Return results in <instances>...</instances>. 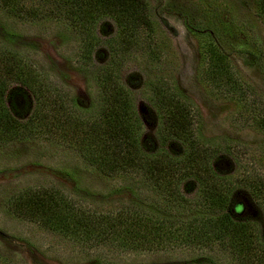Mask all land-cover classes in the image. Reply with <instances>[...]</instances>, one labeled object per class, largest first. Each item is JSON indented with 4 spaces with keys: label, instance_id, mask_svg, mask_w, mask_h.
Here are the masks:
<instances>
[{
    "label": "rangeland",
    "instance_id": "rangeland-1",
    "mask_svg": "<svg viewBox=\"0 0 264 264\" xmlns=\"http://www.w3.org/2000/svg\"><path fill=\"white\" fill-rule=\"evenodd\" d=\"M22 2L24 14L19 17L0 7V50L18 53L69 101L95 112L99 107L95 75L113 64L133 99L148 153L166 151L180 159L185 145L162 137L153 91L172 86L199 112L194 133L217 149L215 167L233 183L234 196L247 205L242 218L258 223L264 243V204L246 187L253 176L264 182V17L258 0H145L153 38L148 40L143 31L129 49L119 46V30L108 15L84 35L57 2ZM86 39L93 43L89 52L83 47ZM214 47L226 58L234 86H240L242 94L204 78L208 49ZM33 108V103L28 105L26 115ZM140 178L105 176L75 149L50 139H17L1 145V258L9 264H192L202 251L122 250L110 243L74 240L16 216L8 205L18 193L50 188L87 213L123 210L165 218L154 186ZM180 188L188 197L197 195L192 182H183ZM174 211L167 215L179 229L189 216ZM207 255L216 264H229L228 254L217 248Z\"/></svg>",
    "mask_w": 264,
    "mask_h": 264
},
{
    "label": "trees",
    "instance_id": "trees-1",
    "mask_svg": "<svg viewBox=\"0 0 264 264\" xmlns=\"http://www.w3.org/2000/svg\"><path fill=\"white\" fill-rule=\"evenodd\" d=\"M53 1L69 12L80 34H91L100 17H112L119 30V46L123 48L129 49L143 31L148 40L154 33L145 0ZM22 3V0H0V7L19 17L24 14ZM258 7L264 17V0H258ZM84 42V50L89 52L92 39ZM207 54L204 78L222 82V88L231 87L242 94L243 89L234 86L224 55L216 47L208 49ZM95 84L97 112L91 106L79 107L69 101L18 53L0 50V146L17 139H50L75 149L105 176L137 174L152 183L166 217L153 219L145 212L123 210L87 213L50 188L29 189L14 195L8 204L12 212L87 243H110L122 250L148 252L176 248L202 251L192 264H216L207 254L217 248L228 254L229 264H264L262 230L256 221L242 218L246 216L247 205L234 196L233 183L215 167L219 160L217 149L194 133L200 117L195 106L172 86L154 88L162 137L182 141L185 151L180 159L166 151L150 154L141 142L142 123L131 94L113 64L99 68ZM31 103L33 112L26 115ZM252 178L246 187L264 204V182L259 176ZM183 182L195 184L194 198L181 190ZM171 209L189 216L181 221L179 229L167 215ZM0 264L9 263L0 256Z\"/></svg>",
    "mask_w": 264,
    "mask_h": 264
}]
</instances>
